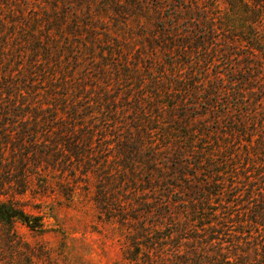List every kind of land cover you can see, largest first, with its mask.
<instances>
[{"label": "trees", "instance_id": "obj_1", "mask_svg": "<svg viewBox=\"0 0 264 264\" xmlns=\"http://www.w3.org/2000/svg\"><path fill=\"white\" fill-rule=\"evenodd\" d=\"M10 1L0 0L6 238L17 220L37 226L38 218L12 201L30 190L42 162L66 181L80 165L83 175L97 171L100 183L127 186L122 198L99 186L96 200L120 205L133 247L127 254L136 264H264V0H222L228 14L215 11L220 0H133L157 15V34L132 53L89 17L92 1L99 12L133 14L126 0H87L82 13L69 1L55 17ZM221 40L243 50L235 71L219 60H228L218 55ZM96 43L108 62L83 68L86 58L95 60ZM105 65L114 72L106 74ZM224 66L223 76L202 78L210 67L222 74ZM95 141L111 151L97 163Z\"/></svg>", "mask_w": 264, "mask_h": 264}, {"label": "rangeland", "instance_id": "obj_2", "mask_svg": "<svg viewBox=\"0 0 264 264\" xmlns=\"http://www.w3.org/2000/svg\"><path fill=\"white\" fill-rule=\"evenodd\" d=\"M69 1L75 5L72 6V9L76 8L77 12L87 11L84 7L87 0H78L77 2L66 0L64 3H62L63 0L62 2L57 0L39 2L35 0L26 1V3L24 0H20L26 9L25 11L33 9L38 11L37 14L48 11L47 14L50 16L54 14L53 17L58 12H63L65 10L64 5L69 6ZM127 2H130L133 14H119L113 8L99 12V7L95 6L96 1H92V5L88 8L93 13L89 17H93V23L101 28L99 31L111 33L112 36L105 34L107 39L113 43L120 40L121 44L127 45L130 53H132L136 48L147 45L146 38L149 34H157V21L154 22L157 15H154L152 9L146 10L147 13L142 12L138 5H133V0H126ZM15 4H18V0L10 1L11 6ZM126 5L129 7V4ZM200 7L201 5L198 8ZM8 8L9 5L3 7L4 20H8V15L13 16L8 12ZM227 8L228 4L220 0L215 11H218L219 14H228ZM31 12L28 11L30 14ZM164 12L166 13V10ZM70 20L69 17L64 19L63 27ZM53 23L50 22V25L57 27L61 22L54 21ZM7 25V31L13 32ZM182 25L178 28H181ZM52 34L54 35V33ZM142 34L145 35L142 36ZM61 41L63 40L61 39ZM58 43L63 45V42ZM98 45L96 43L95 60L91 61V58H86L82 64L83 68L92 67L94 69L96 65L98 66V63H95L96 60L102 64L108 62L106 59L99 58L100 55L97 50L100 45ZM106 47L105 45L104 48ZM219 47L222 49V53H218V55L222 54L228 59L226 61L220 56L219 60L222 64L227 62L231 64V70L235 71L240 66L237 60L238 55L243 53V50L239 49L236 43L227 48L222 40L219 42ZM141 50L152 58L155 56L153 51L151 54L150 48L143 47ZM162 57L163 55L159 51L156 59L162 60ZM105 66L108 67L109 65ZM220 70L222 74L218 73L220 72L218 69L210 67L202 78L208 82L216 74L223 76L226 70L225 66ZM113 72L114 70L110 66L107 68L106 74ZM91 73L94 74L95 72L91 71ZM93 82L98 84L96 81ZM90 94L92 93L90 92ZM125 113L128 114L127 111ZM126 115L125 118H127ZM91 121L96 122L98 119L95 118ZM99 147L100 143L95 141L93 150L95 163L99 162L102 154L106 156L111 154V151L107 152V150L103 151L102 149L101 151ZM41 164L38 174L32 176L30 190L22 194H15L12 201L28 215L37 217V226L29 227L24 222L17 220L10 231L12 236L7 238L6 229L0 226V264H136L127 254L126 249L133 247L128 240L127 233L129 230L125 226L123 227L119 220L120 205L118 202L101 205V202L96 200L98 196L101 198V194L98 193L99 186L107 185L112 191H115V197L120 198L128 196L126 195L127 186L124 185L122 190H117V183L109 181L100 183L97 171L83 175L84 169L80 165L74 171L67 172L68 180L66 181L62 172L47 169L48 167H44L43 162ZM111 164L113 163L111 162ZM139 178L141 177L138 176L137 186L140 188ZM112 179L116 180V177ZM148 195L152 194L149 193ZM7 197L10 198V196ZM0 198L3 199V197ZM110 208L115 209V211L110 213L108 211Z\"/></svg>", "mask_w": 264, "mask_h": 264}]
</instances>
